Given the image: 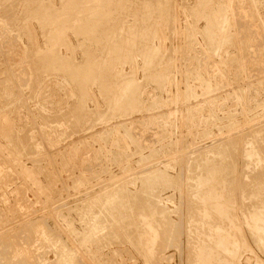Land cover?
<instances>
[{"label":"rangeland","instance_id":"1","mask_svg":"<svg viewBox=\"0 0 264 264\" xmlns=\"http://www.w3.org/2000/svg\"><path fill=\"white\" fill-rule=\"evenodd\" d=\"M211 260L264 264V0H0V264Z\"/></svg>","mask_w":264,"mask_h":264},{"label":"bare ground","instance_id":"2","mask_svg":"<svg viewBox=\"0 0 264 264\" xmlns=\"http://www.w3.org/2000/svg\"><path fill=\"white\" fill-rule=\"evenodd\" d=\"M196 152V151H195ZM258 154V153H257ZM256 154V155H257ZM247 156H249L250 155V153L249 154H246ZM252 155V154H251ZM254 156V155H253ZM251 157V156H250ZM207 160V159H206ZM205 160V161H206ZM260 160V159H259ZM214 162V161H213ZM219 164V163H218ZM247 164H249V163H247ZM217 165V164H216ZM222 164H220V166H221ZM208 166V165H207ZM207 166H206V168H207ZM209 169L210 168H212V167H208ZM215 168V167H214ZM222 168V167H221ZM218 169V168H217ZM211 170L212 169H210L209 170V172H211ZM215 170V169H214ZM207 172V171H206ZM207 174V173H206ZM209 174V173H208ZM214 174V173H213ZM259 174V173H258ZM206 177V176H205ZM210 177V176H209ZM211 178V177H210ZM210 178H208V180H210ZM216 178V177H215ZM213 179V178H212ZM206 181H207V179H206ZM204 182V181H203ZM210 183V182H209ZM151 185V184H150ZM214 185V184H213ZM213 185H210V186H212L213 187ZM212 187H210V188H212ZM213 189V188H212ZM216 190V189H215ZM215 190H214V192H215ZM210 192V191H209ZM209 194V193H208ZM214 194V193H213ZM207 196V195H206ZM212 196H214V195H212V193H211V197ZM217 196V195H216ZM212 201V200H211ZM210 201V202H211ZM219 203V202H218ZM202 204V203H201ZM216 204H217V202H216ZM208 205V204H207ZM223 209H225V208H223ZM223 209H222V207H221V205L219 204H217L216 206H215V210L217 211V212H220V213H224L223 212ZM263 209V208H262ZM200 210V209H199ZM201 210H202V208H201ZM194 211H196V209L194 210ZM226 211V210H225ZM212 213V212H211ZM223 215V214H222ZM200 217V216H199ZM205 218V217H204ZM221 221H223V220H221ZM200 223V222H199ZM227 223V222H226ZM214 224V223H213ZM207 225V224H206ZM218 230V229H217ZM216 230V231H217ZM224 230H226V229H224ZM220 232V231H219ZM214 233V232H213ZM219 236H218V239L216 240V246L218 247V249L219 248H221V250H225V251H229V250H231V249H229L228 250V247H229V245H228V243H229V240H227L226 239V236H225V233L224 234H218ZM215 236V235H214ZM153 237V236H152ZM140 241V240H139ZM213 242H214V240H213ZM140 243V242H139ZM205 244V243H204ZM230 244V243H229ZM214 247V246H213ZM203 248V247H202ZM207 248V247H206ZM210 248V247H209ZM215 248V247H214ZM230 248V247H229ZM205 249V248H204ZM206 251H207V249H206ZM209 251V250H208ZM215 251V250H214ZM219 251V250H218ZM225 251H223V252H225ZM202 252V251H201ZM205 252V251H204ZM210 252H211V250H210ZM222 252V251H221ZM66 253V252H65ZM218 253V252H217ZM228 253V252H227ZM209 254H212V253H209ZM65 255V254H64ZM201 255V254H200ZM217 255V254H216ZM68 256V255H67ZM204 256V255H203ZM207 256V255H206ZM212 256H213V254H212ZM212 256H209V257H211L212 258ZM64 257V256H63ZM198 257V256H197ZM200 257V256H199ZM65 258H66V256H65ZM210 258V259H211ZM201 259V258H200ZM207 259V258H206ZM69 260V259H68ZM205 260V259H204ZM65 261V260H64ZM216 261V260H215ZM197 262H199L198 260H197ZM223 262H226V261H223ZM222 262V263H223ZM65 263H67V261L65 262ZM64 263V264H65ZM214 262H212V260H211V264H213ZM62 264V263H61ZM201 264V263H200ZM202 264H209L207 261H204V262H202Z\"/></svg>","mask_w":264,"mask_h":264}]
</instances>
